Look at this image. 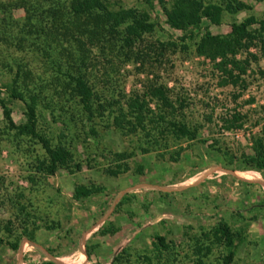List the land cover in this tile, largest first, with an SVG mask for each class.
<instances>
[{
	"label": "rangeland",
	"instance_id": "374dc122",
	"mask_svg": "<svg viewBox=\"0 0 264 264\" xmlns=\"http://www.w3.org/2000/svg\"><path fill=\"white\" fill-rule=\"evenodd\" d=\"M117 1L123 8L145 10L154 24L137 46L148 42L156 46V41L175 45L168 47L159 61L153 60L150 52V57L139 64V60L122 59L116 51L110 52V47L101 49L85 41L81 70L88 82L95 92L119 101L149 84H164L172 98L181 99L186 120L198 127L197 137L180 142L179 155L171 159L169 153L160 155L155 150L141 153L136 147L141 139L104 127L102 118L95 119L98 136H86L74 104L67 94L57 93L65 78V54L72 48L60 35L62 26L57 21L52 24L43 0H0V99L10 109L13 124L23 123L22 102L6 94L15 70L21 68L16 85L25 98L36 85L42 86L36 103L41 114L40 131L53 144L71 138L73 161L81 164L73 172L62 168L43 175L37 171L43 149L34 138L10 128L0 107V237L12 240L20 236L17 252L0 244V264H24L23 258L31 264L41 260L92 264L84 253L87 242L96 244L91 252L100 264H109L121 251L128 254L121 262L131 264L137 262V255L150 252L154 232L170 245L168 264H196L197 256L191 249L194 238L206 242L200 236L202 230L219 218L247 226V236L238 244L233 264H264V218L252 209L264 195V170L239 167L241 154L251 152V140L264 142V42L259 39H264V31L259 33L257 24L248 27L256 39L235 55L241 60L247 57L248 66L240 77L243 81L234 85L223 83L214 62L194 51V42L205 30L226 34L231 22L249 15L264 18V0H238L247 8L223 13L218 25L202 19L197 27L184 31L166 23L159 0H152L151 7L142 0ZM162 1L168 4L172 0ZM248 52L255 60L247 56ZM54 62L61 64L60 71ZM48 101L55 104L54 110ZM65 112L73 119L69 130L57 118ZM235 113L241 115L237 122L240 127L224 129L223 120ZM120 151H133L126 159L128 170L108 175L105 168L116 164L112 153ZM239 180L250 184L241 186ZM77 184H94L103 190L75 200L72 192ZM122 195L128 200L112 212ZM236 208L242 210L245 219L231 214ZM253 215L257 217L253 219ZM108 216L117 231L89 239ZM219 255L220 248L212 247L203 264H220Z\"/></svg>",
	"mask_w": 264,
	"mask_h": 264
},
{
	"label": "trees",
	"instance_id": "16d2710c",
	"mask_svg": "<svg viewBox=\"0 0 264 264\" xmlns=\"http://www.w3.org/2000/svg\"><path fill=\"white\" fill-rule=\"evenodd\" d=\"M43 1L46 2V13L52 24L54 25L57 21L62 26L60 35L72 47L65 54V65L62 72L65 78L59 86L60 92L57 91V93L67 94L68 99L74 104L78 114L82 117L80 125L83 128L86 127L84 132L86 136H98L95 129V119L102 118L106 121L104 127H112L125 137L132 136L135 139H141L142 143L136 146L141 153L155 150L161 153L160 155L169 153L171 159H175L179 155L180 142L196 139L198 127L186 120L181 99L172 98L169 89L164 84H149L141 90H134L123 96V99L119 101L114 98H105L95 92L84 71L81 70L86 57L84 55L85 41L94 42L101 49L110 47V52L116 51L122 59L130 57L135 62L139 60V64L150 57V52L154 54L152 59L159 61L158 58L163 55L164 51L175 44L174 42L156 41V46L149 42L144 46H137L138 43L144 41L143 35L152 32L154 27L145 10L134 7L123 8L117 0ZM142 1L147 7L152 6V0ZM159 3L166 23L171 28L180 31L197 27L202 19L208 20L213 25H218L221 23L223 13H236L247 8L244 3L238 0H219L218 2L216 0H172L168 4L159 0ZM39 4L38 2L37 5L39 6ZM24 9L28 13V8L27 10ZM30 17V14L26 16L27 20ZM253 24L258 25L257 31L259 33L264 31V18L255 19L249 15L238 22H231L229 24L230 31L226 34H212L205 30L194 42L195 53L214 62L222 75L223 83L234 85L238 81H243L240 77L246 71L248 58L241 60L237 59L235 55L239 50L245 51L253 45L252 41L256 39V35L248 29ZM259 39L264 42V39L260 37ZM247 56L255 60V56L250 52L247 53ZM54 64L60 71L61 64L59 62H54ZM20 71L21 68L17 67L6 94L8 98L22 102L24 122L13 124L10 109L0 99L2 115L8 126L15 129L19 135L30 136L40 144L44 157L39 160L37 171L43 175H52L56 170L62 168L68 170V172L78 171L81 164L73 161L72 152L69 149L71 138H68L69 142L59 140L53 144L40 131L38 122L41 114L37 110L36 103L38 102V94L42 91V86L36 85L35 91L25 98L23 91L16 85L17 79L21 76ZM46 104L48 107L52 105L51 110L55 109L53 102L48 101ZM66 115L65 112L63 115H57V118L60 119L61 126L69 130L73 119L69 113L67 117ZM240 118L241 115L235 113L231 115V119H224V129L229 130L240 127V123H237ZM61 137L64 139L65 135L61 133ZM171 147L173 149L178 148L169 151ZM250 150V153L241 154L240 169L264 170V142L258 138L251 140ZM131 155H133V151L113 152L112 158L116 164L114 167L105 168V173L116 176L128 170L126 159ZM202 182L199 184H202ZM237 184L247 186L250 183L239 180ZM102 190L101 186L94 184H77L73 188L72 197L75 200H80ZM126 200L128 198L122 195L114 204L112 212ZM252 209L256 211L257 215L264 218L263 194L252 206ZM231 214L245 219L240 208L232 210ZM256 217L253 215V219ZM246 227L236 226L227 222L224 218H219L207 230H202L200 236H203L206 242L200 241V238H194L191 245L192 252L197 256L196 264H203L202 259L210 253L212 247L220 248V264H233L237 246L247 236ZM116 231L117 227L109 220L108 216L91 233L89 239L96 236L110 235ZM25 237L32 239L31 236ZM19 238V235L12 240H3L0 237V244L4 243L14 253L16 249H19ZM151 239L150 252L137 255V262L131 264H168L167 257L170 254V245L165 237L154 232ZM95 245L87 242L84 246V253L89 262L100 264L91 252ZM123 255L128 256L123 251L115 254L109 264H125L121 262ZM11 260L13 261V256H11ZM23 263L31 264L25 258H23ZM38 264L57 263L52 260H41Z\"/></svg>",
	"mask_w": 264,
	"mask_h": 264
}]
</instances>
